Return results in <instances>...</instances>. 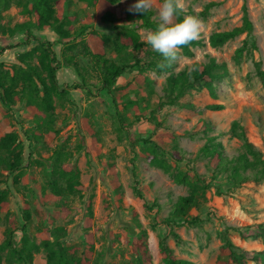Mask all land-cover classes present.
I'll use <instances>...</instances> for the list:
<instances>
[{"label": "rangeland", "instance_id": "rangeland-1", "mask_svg": "<svg viewBox=\"0 0 264 264\" xmlns=\"http://www.w3.org/2000/svg\"><path fill=\"white\" fill-rule=\"evenodd\" d=\"M136 2L119 0L116 21L101 24L91 0H64L55 16L75 38L72 55L81 79L66 66L56 79L61 89L74 84L79 88L72 87L65 99L55 98L50 113L25 100L16 99L11 106L0 100V138L15 133L22 158L19 171L9 175L5 165L13 159L0 153V190L8 191L0 209V244L11 240L17 251L22 249L26 208L31 217L26 236L36 245L57 240L80 254L85 235H91L94 252L89 264H137L135 255L144 248L148 259L143 264H163V241L177 259L218 264L226 260L220 251L224 237L249 255L247 264H264V237L241 236L255 225L264 227V0H184L182 17L192 15L203 22L200 45L191 49L190 57L180 51V59L170 62L167 72L143 73L129 51L116 56L112 43L116 28L131 26L126 15ZM160 3L153 0L150 10L159 23ZM30 8V0H0V50L8 48L0 62L6 69L20 65L17 57L36 46L34 41L24 45L22 33L8 32L15 24L33 20ZM244 10L252 32L212 47V34L241 27ZM148 31L137 33L144 50H153L145 40ZM36 36L52 43L60 55L58 37L51 30ZM102 36L111 39L105 45L106 58L130 65L111 94L102 89L101 71L84 51L90 40ZM245 41L247 49L237 57ZM209 58L224 64L227 75L215 80L211 90L188 89L175 104H168V78ZM32 63L38 66L36 58ZM140 75L150 83L142 82ZM242 134L261 164L246 150ZM204 148L219 157L205 155ZM152 156L164 162L163 167L152 165ZM243 157L248 160L245 169ZM54 170L77 173L78 192L53 195L48 183ZM177 176L187 183L176 182ZM60 183L65 186L63 179ZM204 185L209 188L197 207L168 224L178 199L189 196L194 187L201 196ZM2 255L3 264H22L11 250L5 248ZM32 264H47L42 248L32 253Z\"/></svg>", "mask_w": 264, "mask_h": 264}, {"label": "trees", "instance_id": "trees-1", "mask_svg": "<svg viewBox=\"0 0 264 264\" xmlns=\"http://www.w3.org/2000/svg\"><path fill=\"white\" fill-rule=\"evenodd\" d=\"M87 1V0H81ZM119 0H91L96 17L95 20L101 24H113L116 19L115 4ZM137 1V0H128ZM31 8L29 13L33 20L15 24L8 29L9 35L13 36L15 33H22L26 37L24 45H28L31 41L36 42V46L31 48L28 52L20 54L17 61L20 65H13L10 69H6L4 64L0 62V100L6 106H11L17 100H25L28 105H36L45 113L53 111V100L65 99L68 91L74 87L79 88L78 84H74L68 88L61 89L57 83L56 74L62 66L72 68L80 75L77 70L72 51L74 50L75 38L68 30H64L63 23L56 18V9L61 10L64 0H30ZM153 12L150 10L144 14L129 13L126 19L130 23V27L122 26L116 28L117 33L112 39L113 52L116 56H122L126 52L131 53V58L134 60V65L139 70V73L145 71L167 72L170 69V62L164 60L162 55L154 50H144L145 43L140 41L137 31L139 29H148L155 31L159 22L154 21L151 17ZM177 22L183 20L182 12L176 17ZM51 30L58 40L56 45L61 46L60 55L52 49L53 44L47 41H42L36 36L37 33L45 30ZM253 25L247 17L246 10H244L242 25L231 31L221 33H214L209 37V43L212 47H219L226 42L236 38L239 35L246 33L249 35L252 32ZM111 39L109 36H102L101 38H94L90 40V44L84 48L87 56H89L93 64L101 71L102 89L111 94L114 91V85L119 77H121L125 70L130 65L121 63L119 65L108 60L105 56V45L109 44ZM200 45V42L193 41L191 44L181 48L183 55L190 57L192 55L191 49ZM252 47L254 43L251 42ZM247 49V42L245 41L239 49L236 50L237 57H240L243 51ZM8 48L0 50V55ZM36 58L38 66L32 63ZM61 58V60H60ZM163 65V66H162ZM227 75V70L224 64H219L214 58H209L206 63H194L188 69H184L177 75H171L167 80V88L165 90L168 104H175L182 98L188 89L205 87L211 90L212 83ZM264 82V73L260 74ZM141 77L144 83H150L146 78ZM81 79V78H80ZM73 88V89H74ZM132 105V103H130ZM221 108L220 106H217ZM242 138L245 143L246 150L253 156L254 161L262 163L259 155L255 153L251 145L246 142L244 134ZM18 136L15 133L4 134L0 138V153H6L11 156L13 161L5 165V171L9 175L18 172L22 162L21 151L17 150L19 147ZM203 153L209 155L211 158L219 157V155L212 149L204 148ZM240 163L245 169L248 160L243 157ZM217 162V160H216ZM150 163L157 167H163L162 161L155 156L151 157ZM3 164V159L0 156V165ZM232 177L236 178V167H231ZM77 173L72 170H67L63 175L61 171L54 170L48 183L49 190L57 197L62 195H73L78 192L77 187ZM64 180L65 186L62 187L60 181ZM175 181L180 184L187 183V180L182 176H177ZM189 184V183H188ZM190 185V184H189ZM209 186L204 185L201 190V196H198L199 188H193L192 192L187 197L178 199L176 206L166 222L172 225L177 218L185 217L189 209L197 207L199 199H203L204 192ZM137 197L142 201L144 208H147L145 200L139 192ZM199 197V198H198ZM8 199V191L0 190V209L6 204ZM22 220L24 225L20 229L22 232L23 246L17 251L11 240H6L4 244H0V264H3L4 249L11 250L12 254L17 255L22 264H32V253L37 252L42 248L46 252L47 264H89L93 254L92 237L86 234V246L84 250L78 254L73 247H64L56 241L50 242L47 239L41 241L40 245L34 244L26 236V227L31 221L29 211L24 208L22 210ZM89 223V219L87 220ZM11 234V232H9ZM45 236V235H44ZM242 237H264L263 225H255L246 233H241ZM177 238L176 235H174ZM159 250L162 256L163 264H192L187 260L177 259L172 250L161 242ZM222 256L226 257L225 261H220L218 264H247L249 255L238 249L227 237L223 238V245L220 248ZM148 259L146 248L135 255L137 264H143Z\"/></svg>", "mask_w": 264, "mask_h": 264}, {"label": "clouds", "instance_id": "clouds-1", "mask_svg": "<svg viewBox=\"0 0 264 264\" xmlns=\"http://www.w3.org/2000/svg\"><path fill=\"white\" fill-rule=\"evenodd\" d=\"M152 8L153 0H137L128 11L144 14ZM183 9L184 0H162L157 9L160 24L155 31L145 35L146 42L168 62L178 61L181 48L199 40L203 29V22L192 15L176 22Z\"/></svg>", "mask_w": 264, "mask_h": 264}]
</instances>
